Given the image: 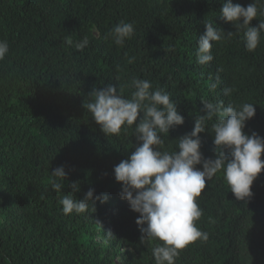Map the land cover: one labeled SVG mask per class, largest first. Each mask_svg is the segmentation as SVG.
<instances>
[{
	"label": "trees",
	"instance_id": "1",
	"mask_svg": "<svg viewBox=\"0 0 264 264\" xmlns=\"http://www.w3.org/2000/svg\"><path fill=\"white\" fill-rule=\"evenodd\" d=\"M232 2L246 7L252 0ZM222 3L0 0V41L9 46L0 60V264H155L152 248L163 242H141L139 214L121 199L122 185L114 178V166L137 143L133 129L101 132L82 106L94 87L116 84L125 98L135 91L134 78L150 81L151 90L164 88L184 123L161 134L162 151L177 150L176 139L193 130L197 115L205 114L201 100L237 109L255 104L243 131L264 137V32L248 51L244 30L221 19ZM259 20L264 16L258 14L251 26ZM121 21L133 23L134 33L116 45L109 33ZM206 22L234 34L212 42L214 59L200 65L197 39ZM84 38L89 44L79 51L75 43ZM227 87L233 91L225 96ZM217 120H206L199 134L206 159L215 158ZM61 165L67 178L57 180L64 183L57 192L51 172ZM73 182L80 188L74 199L92 188L107 202L94 200L86 212L65 215L59 201L73 191ZM251 191L247 201L236 200L223 171L206 181L197 198L203 214L195 224L209 239L180 250L175 264H264V170Z\"/></svg>",
	"mask_w": 264,
	"mask_h": 264
},
{
	"label": "clouds",
	"instance_id": "2",
	"mask_svg": "<svg viewBox=\"0 0 264 264\" xmlns=\"http://www.w3.org/2000/svg\"><path fill=\"white\" fill-rule=\"evenodd\" d=\"M258 4L259 0H252L245 7L233 4L232 0H223L220 12L221 19L232 23L237 30H244L248 51L258 47L260 34L264 32V20H259L258 26H251L258 14L264 16V6L258 8ZM204 27L206 31L198 37L196 48V62L200 65L214 59L212 42L231 38L234 34L216 28L213 22L204 23ZM133 33L134 24L121 21L109 35L116 45H123ZM88 44V39L84 38L75 43V48L82 51ZM8 51L7 41H0V60ZM131 84L135 89L131 98H125L117 85L110 83L103 88L94 87L88 93L90 99L82 106L91 113V118L105 136L119 134L122 126L125 131L133 129L137 142L134 150L113 169L115 180L122 185L119 195L129 203L133 212L139 214L136 224L142 233L141 242L146 239L163 242L152 248L155 264H175L180 250L197 240L207 242L209 239L208 232L200 230L195 224L203 214L197 198L205 190L206 181L223 171L236 200L247 201L252 197L251 186L264 170V160L261 159L264 137L243 131L246 121L256 114L255 104L244 103L237 109L231 104L224 106L223 101L211 103L201 100L205 114L197 115L193 130L176 139L177 150L162 151L164 140L161 134H169L170 129L183 125L184 117L164 88L151 90L150 81L138 78H134ZM211 87L214 89L216 84ZM232 91L227 87L223 89V94L228 96ZM214 116L218 117L212 126L215 158L206 159L200 151L199 134L206 130L205 121ZM201 164L202 169L196 167ZM51 176L54 178L52 188L62 192L64 183L57 180L65 182L67 173L64 166L53 169ZM70 187L73 191L63 194L59 201L65 215L86 212L89 203L92 206L94 200L107 202L106 194L94 197L95 190L92 188L82 199H74L73 193L80 190L79 183L73 182ZM108 234L113 235L111 232Z\"/></svg>",
	"mask_w": 264,
	"mask_h": 264
},
{
	"label": "rangeland",
	"instance_id": "3",
	"mask_svg": "<svg viewBox=\"0 0 264 264\" xmlns=\"http://www.w3.org/2000/svg\"><path fill=\"white\" fill-rule=\"evenodd\" d=\"M96 241L101 243V244L105 243V241L100 236H97ZM116 260L119 261L118 258H116Z\"/></svg>",
	"mask_w": 264,
	"mask_h": 264
}]
</instances>
